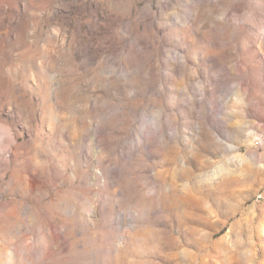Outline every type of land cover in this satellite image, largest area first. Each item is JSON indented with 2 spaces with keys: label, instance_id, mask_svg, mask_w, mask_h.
Listing matches in <instances>:
<instances>
[{
  "label": "rangeland",
  "instance_id": "obj_1",
  "mask_svg": "<svg viewBox=\"0 0 264 264\" xmlns=\"http://www.w3.org/2000/svg\"><path fill=\"white\" fill-rule=\"evenodd\" d=\"M2 8L0 264H264V0Z\"/></svg>",
  "mask_w": 264,
  "mask_h": 264
},
{
  "label": "bare ground",
  "instance_id": "obj_2",
  "mask_svg": "<svg viewBox=\"0 0 264 264\" xmlns=\"http://www.w3.org/2000/svg\"><path fill=\"white\" fill-rule=\"evenodd\" d=\"M12 6V9H11V15L12 16H16L17 15V8L15 7V5L13 4V5H11ZM6 15V9L5 8H2L1 10H0V22H3V16H5ZM2 80H5V78H3L2 76H0V82L2 81Z\"/></svg>",
  "mask_w": 264,
  "mask_h": 264
}]
</instances>
